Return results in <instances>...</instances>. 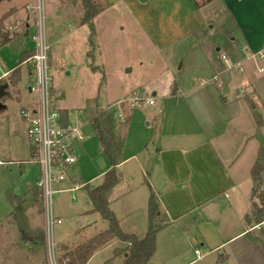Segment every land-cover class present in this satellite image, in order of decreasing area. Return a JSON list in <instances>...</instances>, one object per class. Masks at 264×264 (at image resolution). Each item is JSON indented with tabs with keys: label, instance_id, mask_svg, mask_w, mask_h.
Returning <instances> with one entry per match:
<instances>
[{
	"label": "rangeland",
	"instance_id": "374dc122",
	"mask_svg": "<svg viewBox=\"0 0 264 264\" xmlns=\"http://www.w3.org/2000/svg\"><path fill=\"white\" fill-rule=\"evenodd\" d=\"M41 1L44 5L54 103L58 108L68 110L73 118L84 116L85 121H90L98 111L104 109L113 114L115 133L125 142L127 157L123 166L118 168L122 175L109 191L108 199L122 229L143 237L147 233L145 227L149 225L150 184L138 170L136 158L129 156L146 133L155 131L162 116L159 99L152 104L148 101L152 99L148 97L150 83L158 80L159 72L166 67L177 75L185 71L182 63L190 50L195 49L191 48L192 36L198 40L195 42L201 48L220 55L221 60L223 53L234 58L239 48V32L223 6L214 2L201 12L207 21L203 29L163 50L165 43L191 28L190 24L187 27L183 25L184 20L170 25L173 0H94L98 6H102V10L89 22L82 21L81 0H1L0 15L12 7L18 9L17 15L4 22L3 29H9L7 31L12 35L14 23L10 21H19L16 29L22 32H25L28 24L29 33L25 37L28 47L37 45L32 40L38 22L34 7ZM187 5L183 4L185 12H188ZM21 19L26 23H20ZM18 44V41H14L0 47V77L5 70L20 62ZM240 57L244 59L247 55L242 52ZM29 65L35 68L32 60L31 64L24 62L21 65L20 94L15 95L10 89L11 96L8 94L6 99H0L5 102V108L0 111V264H52L55 260L58 264H64L60 260L66 258V253L74 251L77 243L109 226L108 221L93 211L92 205L87 202L88 190L103 181L109 161L98 148V138L91 124H84L83 129L81 124L80 133L83 132L84 139L78 145L77 161L70 174L71 183H76L78 188L68 189L67 179L54 182L52 211L55 216L61 217L62 222L53 226L51 247L47 236L44 198L39 194L41 187L35 182L36 188L16 197L25 186L33 185L38 175V163L27 162L32 157L31 143L27 136V123L21 115L22 107L29 101L35 105L38 101V92L34 90L29 93L28 90L29 86L36 84L37 79L36 69L34 74H30ZM242 66L244 72L238 71L239 66L234 70L242 75L247 74L255 86H264V59H247ZM260 66L262 70L258 69ZM13 86L9 84V88ZM249 89L254 88L250 86ZM247 95L254 99V93L243 91L242 96ZM251 99L249 106L254 103ZM119 110L126 115L120 116ZM260 194L263 195L262 191L257 193L258 196ZM14 200L16 206L13 209ZM254 202L263 205L260 197L255 196ZM11 209L13 211L9 213ZM167 231L164 230L162 234L165 235ZM159 235L156 236V246H163V249H159L148 264H160L167 258L164 250L167 236L160 239ZM42 236L43 244H36ZM179 238L184 262L197 258L196 248L204 250L203 255L208 251L193 242L188 234ZM118 249L119 254L113 252V256L118 257L112 264H124L126 260L124 248ZM111 255V248H106L90 264L103 262ZM202 260L209 258L202 256ZM194 264L201 262L197 260Z\"/></svg>",
	"mask_w": 264,
	"mask_h": 264
},
{
	"label": "crops",
	"instance_id": "0c3cea01",
	"mask_svg": "<svg viewBox=\"0 0 264 264\" xmlns=\"http://www.w3.org/2000/svg\"><path fill=\"white\" fill-rule=\"evenodd\" d=\"M214 2L222 5L231 16L240 35L239 48L234 58L227 56L230 59L228 63L221 60L220 55L201 48L195 42L198 40L192 36L205 27L207 21L201 12ZM183 4H188V12L184 11ZM81 7L83 10V4ZM172 10L170 25L184 20L183 25L187 27L190 24L191 28L187 33H180L165 43L163 50L190 36L193 43L191 48L195 49L190 50L182 63V68H185L182 75L166 67L159 72L158 80L150 83L148 97L159 99L162 116L155 131L146 133L129 156L131 159L136 158L138 170L150 184L149 192L153 191L157 195L161 208L170 220V226H164L157 233L160 239L167 236V242L164 243L167 258L160 264H194L197 260L201 264H264V220L255 221L254 180L251 173L264 147V86H255L247 74L239 73L244 72L242 64L245 60L264 59V0H173ZM17 13L18 9L12 7L0 16L6 15L4 22H7ZM9 23H14L13 27L10 26L12 35L8 32L9 41L0 47L18 41L20 62L5 70L0 78H9L15 68L20 69L18 84H11L13 87L9 88V93L12 90L16 95L21 92L18 86L22 77L21 65L24 62L31 64L30 58L35 53V47H28L25 41L29 33L28 24L25 32H22L16 29L19 21L12 20ZM20 23L26 22L21 19ZM242 52L247 55L244 59L240 57ZM239 65L243 70L237 72L234 67ZM28 67L29 73L34 74L35 68L31 65ZM250 86L254 89H249ZM28 90L29 93L33 92L31 86ZM243 91L254 93V99L248 95L242 96ZM249 99L254 102L253 106H249ZM35 106L29 101L22 109ZM60 111L64 122L80 121L82 129L87 123L91 124L93 118L85 121L84 116L73 118L68 110ZM119 112L120 116L126 115L122 110ZM83 139L76 137L73 140L76 153ZM125 145L124 142L117 170L127 157ZM98 146L102 150L99 142ZM37 168L38 175L33 185L25 186L16 197L23 196L24 192L35 187L40 174L39 165ZM70 174L71 171L67 179L68 189L74 186ZM261 191L264 195V169L261 172ZM87 202L92 205L89 195ZM109 204L111 207L110 201ZM14 205L15 200L13 209ZM148 226L145 227L146 232ZM166 229L169 231L163 235ZM185 234L193 242L205 247L207 253L203 255L204 250L200 249L199 254L195 252L197 258L184 262L182 244L178 238ZM35 243L42 245L41 241ZM126 246L119 239L111 240L97 250L86 264H90L106 248H111L112 255L98 264L115 263L118 256H113V252ZM159 249L162 251L163 246H156L153 256ZM202 256H208L209 260L203 261Z\"/></svg>",
	"mask_w": 264,
	"mask_h": 264
},
{
	"label": "trees",
	"instance_id": "16d2710c",
	"mask_svg": "<svg viewBox=\"0 0 264 264\" xmlns=\"http://www.w3.org/2000/svg\"><path fill=\"white\" fill-rule=\"evenodd\" d=\"M83 4V22H89L93 17L102 10V6H98L94 0H82ZM6 15L0 17V45L9 41V33L4 28V19ZM19 68H15L8 79H1L0 84L9 82L16 86L19 80ZM7 94L2 99L7 97ZM5 101V100H4ZM5 108V105L0 108V111ZM112 113H108L106 109L101 110L91 119V125L95 131L99 145L102 151L107 156L109 161V169L105 172L103 181L88 190L89 200L93 205V211L100 213L102 218L108 221L109 226L105 230L99 232L93 237L77 245L74 251L66 253V258L60 260L64 264H86L93 254L104 247L111 240L119 239L127 244L124 248V253H127L125 264H148L156 249L157 233L166 226L170 220L167 214L160 206L157 195L151 191L148 205L149 226L144 237L140 238L136 234H131L123 231L120 222L115 212L111 209L107 197L108 192L117 184L120 179V173L117 170V165L121 161L124 141L115 133V122ZM31 147V145H30ZM33 148L31 147V156H34ZM32 158V157H31ZM264 169V147L261 148L259 158L252 167V177L254 180L253 198L260 197L263 205L253 203L255 221L264 220V197L262 194L257 195L261 191V172ZM36 187V185H35ZM39 194L42 195V189ZM44 237L42 236L41 244ZM119 249H115V255L119 254Z\"/></svg>",
	"mask_w": 264,
	"mask_h": 264
},
{
	"label": "built area",
	"instance_id": "2783aa9c",
	"mask_svg": "<svg viewBox=\"0 0 264 264\" xmlns=\"http://www.w3.org/2000/svg\"><path fill=\"white\" fill-rule=\"evenodd\" d=\"M34 9L38 22L37 31L32 35V40L37 45L35 53L30 59L35 65L37 79L36 84L31 86V90L38 92V101L35 107L21 109V115L27 123V136L35 153L30 162H37L40 167V174L36 182L42 189L47 236L52 247L53 226L62 222V219L55 216L52 211L51 196L54 190V182L69 179V172L77 161L73 140L76 137L83 139L84 136L80 133L81 122H64L60 109L54 103L52 94L53 79L48 67V45L45 36L44 5L42 1L38 2ZM221 56L226 63L230 61L226 54L223 53ZM228 65L233 67L232 64ZM242 70V66L239 65V71ZM148 101L150 104L154 103L153 99ZM77 188L78 186L75 184L69 189L74 190ZM195 252L199 254L200 249H196ZM52 264L58 263L55 260L52 261Z\"/></svg>",
	"mask_w": 264,
	"mask_h": 264
},
{
	"label": "water",
	"instance_id": "95a60500",
	"mask_svg": "<svg viewBox=\"0 0 264 264\" xmlns=\"http://www.w3.org/2000/svg\"><path fill=\"white\" fill-rule=\"evenodd\" d=\"M9 87V83L5 82L0 84V99L7 94V88ZM4 106V103L0 101V108Z\"/></svg>",
	"mask_w": 264,
	"mask_h": 264
}]
</instances>
